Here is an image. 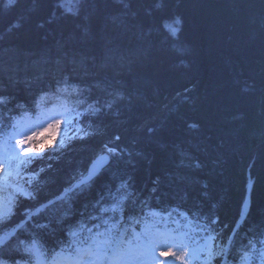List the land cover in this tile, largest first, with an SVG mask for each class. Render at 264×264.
<instances>
[{
    "label": "trees",
    "instance_id": "trees-1",
    "mask_svg": "<svg viewBox=\"0 0 264 264\" xmlns=\"http://www.w3.org/2000/svg\"><path fill=\"white\" fill-rule=\"evenodd\" d=\"M74 2L0 0V134L84 101L80 131L24 167L33 179L0 223L13 233L0 259L35 263L18 250L33 240L53 259L74 233L118 223L128 235L151 210H178L200 243L213 237L209 264H264V0ZM65 81L82 95L58 92ZM103 152L109 166L75 188Z\"/></svg>",
    "mask_w": 264,
    "mask_h": 264
},
{
    "label": "snow or ice",
    "instance_id": "snow-or-ice-1",
    "mask_svg": "<svg viewBox=\"0 0 264 264\" xmlns=\"http://www.w3.org/2000/svg\"><path fill=\"white\" fill-rule=\"evenodd\" d=\"M13 0H9L11 4ZM58 92L64 94L66 97H79L82 95L80 90L76 88L74 85H69L66 81L64 82V87L58 89ZM43 99L36 100L35 103L37 107L40 106V102ZM9 103L7 97L0 95V106H5ZM84 103L81 99H76L74 102L69 103L66 102L63 106V111L57 113V115H62L66 118L65 122L72 126L74 121L79 118L82 113L78 112V108ZM52 128L59 127V122L55 125H51ZM24 126L21 125L19 131L14 129L12 134V138H15L16 135L20 134L23 131ZM34 137L28 136L27 139L21 138L17 141L20 145V150L23 153V156L13 153H16V149H12L11 152L3 153L5 159L8 160L9 166L13 165L14 161L22 162L24 157H28L30 153L39 154L43 152V147H37L33 142ZM118 139V137H117ZM28 145L25 147V145ZM63 145H61L62 147ZM109 152H114L115 149H108ZM95 166L89 172V177H91L92 173L95 172ZM18 174V171H17ZM13 172L9 171V176L11 177ZM86 183L84 179H82L75 187H80ZM22 195H27V193L21 191ZM112 211L116 210V206L114 205L111 209ZM13 209L11 202H0V223L8 220L11 215ZM100 211L107 212L108 208H101ZM107 223V221L105 222ZM97 231L94 233L91 229H89V235L80 239L74 248L73 253L69 257L71 264H128L130 258H136L141 260L145 257L153 256L156 252L157 248H160L162 245H175L179 244L181 247L186 246L184 240L180 239L176 235L156 232L152 234L147 242L144 245L137 244V247L133 248V242L127 240L125 234L120 232V227L118 223H112L108 227H104L102 231H100V225L95 226ZM13 233H5L3 237H0V245H3ZM73 235H76L75 233ZM139 237H136L137 242L139 241ZM252 243L251 241L249 242ZM21 248L19 251H23L30 257H35L37 264H39L40 257L42 255L40 247L37 245V242L33 240L30 244L25 241H20ZM254 248V245H253ZM200 253L203 254L206 261H211V259L217 253H214L212 247L207 244L201 248ZM160 256L168 257V256H176V253L171 250L169 247L167 251H161ZM220 255L224 254V249H220ZM195 255V253H194ZM248 257V253L245 252L242 257V262L246 261ZM0 264H7L6 260L0 259ZM12 264H21L20 260H14Z\"/></svg>",
    "mask_w": 264,
    "mask_h": 264
},
{
    "label": "rangeland",
    "instance_id": "rangeland-1",
    "mask_svg": "<svg viewBox=\"0 0 264 264\" xmlns=\"http://www.w3.org/2000/svg\"><path fill=\"white\" fill-rule=\"evenodd\" d=\"M9 2V0H6ZM75 4L74 0H63V6L66 10H72L73 5ZM171 29L170 31L175 32V27L172 24L168 25ZM64 104V103H63ZM64 105H58L53 106L52 110L43 112V115H40V117H27L22 120H19L15 122L12 125V130H10L7 133L0 134V202H11L12 209L15 205V202H17L18 197H28V193L26 192V188L29 185L30 181L33 179V176L25 173V166L28 165V162L31 160V158L37 157L38 155L35 153H30L28 157H24L22 162L14 161L13 165L9 166L8 160L4 158L3 153L5 152H11V150L14 148L16 149V153H13V155L19 154L23 156V153L20 150V145L17 143L18 140L21 138L27 139L28 136L34 137V143L37 147H45L46 145H55L58 147L60 144H64L66 139L68 137L73 136L74 134H77L80 129L75 125L76 121L72 124L71 127L65 122L66 118L62 115H57V113L63 111ZM59 122V127L52 128L51 125H55ZM23 125V131L16 135L15 138H12V134L14 132V129L19 131L20 126ZM28 145L26 144L25 147ZM13 172V175L9 176V171ZM18 171V174H17ZM21 191L27 193V195H22ZM249 206V198L246 200L244 205V211L246 212ZM152 218H159V216H156L155 214L151 215ZM163 216L161 217L164 219L165 223L171 222V220L178 218V216ZM179 220H182L179 218ZM191 225H187L189 227ZM148 227V226H147ZM186 228V226H185ZM164 229V233L172 234L178 236L180 239L184 241H188L194 244L200 243V236L199 234H196L194 231H182L181 233L173 234V229L166 228ZM85 232V231H84ZM162 232V231H160ZM5 233H9V231H4L0 233V237H3ZM86 234H89V232H85ZM198 233V231H197ZM11 237V236H10ZM73 237V236H72ZM194 237L196 239H194ZM199 238V239H198ZM10 239V238H9ZM76 240H80L76 239ZM186 247H181L179 244L175 245H166L160 247L157 251L159 253L161 251H167L170 247L173 252L176 253V256H168L170 259V264H209L210 261H206L203 254L200 253V249L203 248L206 244L211 247V239L207 237L205 240H201L200 245H196L192 249V245H189ZM3 246V245H2ZM0 245V247H2ZM195 253V255H194ZM155 254L158 255L157 252ZM220 255V254H218ZM217 255V256H218ZM69 254H59V256L55 259H53V263H48L47 261H43L40 258L39 264H71V261L69 259ZM163 258V256H160ZM165 258V257H164ZM149 264L148 257H145V259L138 260L136 258H130L128 261V264ZM37 264V261H35ZM162 262V260H161ZM163 263V262H162ZM154 264V263H153ZM212 264V262H211Z\"/></svg>",
    "mask_w": 264,
    "mask_h": 264
},
{
    "label": "water",
    "instance_id": "water-1",
    "mask_svg": "<svg viewBox=\"0 0 264 264\" xmlns=\"http://www.w3.org/2000/svg\"><path fill=\"white\" fill-rule=\"evenodd\" d=\"M111 162V156L108 153H104L101 154L100 156L96 157L93 162L91 163V165L88 168L87 174L82 177L78 182H76L75 186L82 180L84 179L86 181V183H84L81 186H84L90 182H92L95 178H97L100 173L109 166ZM95 166V172L92 173L91 177H89V172L92 170V168ZM80 186V187H81ZM75 188H79V187H75Z\"/></svg>",
    "mask_w": 264,
    "mask_h": 264
},
{
    "label": "bare ground",
    "instance_id": "bare-ground-1",
    "mask_svg": "<svg viewBox=\"0 0 264 264\" xmlns=\"http://www.w3.org/2000/svg\"><path fill=\"white\" fill-rule=\"evenodd\" d=\"M262 245H264V241H263V244ZM255 250V247L253 248V246L251 247V249H250V251L248 250V251H246L247 253H248V257H247V260H249L250 259V255H251V253L253 252ZM73 251L74 250H70V249H66V250H60L58 253L59 254H69L70 256H71V254L73 253ZM35 261H36V259H34ZM48 263H53L54 261H53V259H51V258H48L47 260H46ZM249 262V261H248ZM247 262V263H248Z\"/></svg>",
    "mask_w": 264,
    "mask_h": 264
}]
</instances>
